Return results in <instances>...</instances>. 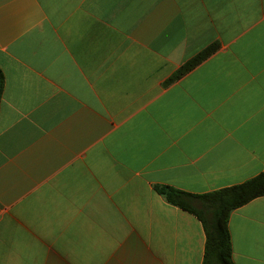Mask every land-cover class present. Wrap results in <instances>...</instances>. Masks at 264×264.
<instances>
[{
    "label": "crops",
    "instance_id": "obj_1",
    "mask_svg": "<svg viewBox=\"0 0 264 264\" xmlns=\"http://www.w3.org/2000/svg\"><path fill=\"white\" fill-rule=\"evenodd\" d=\"M0 72V264H203L155 187L264 171V0H0ZM228 228L264 264V196Z\"/></svg>",
    "mask_w": 264,
    "mask_h": 264
},
{
    "label": "trees",
    "instance_id": "obj_2",
    "mask_svg": "<svg viewBox=\"0 0 264 264\" xmlns=\"http://www.w3.org/2000/svg\"><path fill=\"white\" fill-rule=\"evenodd\" d=\"M214 43L190 59L168 80H178L205 61L217 49ZM0 96L3 75L0 72ZM155 191L171 205L197 217L203 224L207 241L203 264H235L232 259L229 218L234 210L264 196V171L238 185L226 187L206 194H192L171 186H156Z\"/></svg>",
    "mask_w": 264,
    "mask_h": 264
},
{
    "label": "water",
    "instance_id": "obj_3",
    "mask_svg": "<svg viewBox=\"0 0 264 264\" xmlns=\"http://www.w3.org/2000/svg\"><path fill=\"white\" fill-rule=\"evenodd\" d=\"M0 85H1V77H0Z\"/></svg>",
    "mask_w": 264,
    "mask_h": 264
}]
</instances>
